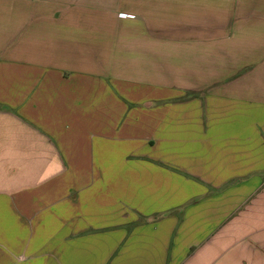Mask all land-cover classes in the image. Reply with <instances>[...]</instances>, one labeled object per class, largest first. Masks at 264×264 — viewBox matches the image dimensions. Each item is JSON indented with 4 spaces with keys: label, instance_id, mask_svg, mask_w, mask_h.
Listing matches in <instances>:
<instances>
[{
    "label": "crops",
    "instance_id": "crops-1",
    "mask_svg": "<svg viewBox=\"0 0 264 264\" xmlns=\"http://www.w3.org/2000/svg\"><path fill=\"white\" fill-rule=\"evenodd\" d=\"M0 264H264V0H0Z\"/></svg>",
    "mask_w": 264,
    "mask_h": 264
}]
</instances>
